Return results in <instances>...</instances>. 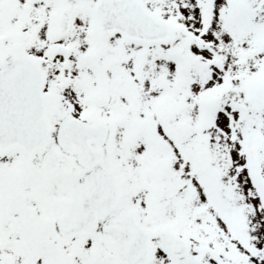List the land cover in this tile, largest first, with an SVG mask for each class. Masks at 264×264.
I'll return each instance as SVG.
<instances>
[{"label":"snow or ice","instance_id":"6c2138e0","mask_svg":"<svg viewBox=\"0 0 264 264\" xmlns=\"http://www.w3.org/2000/svg\"><path fill=\"white\" fill-rule=\"evenodd\" d=\"M0 264H264V0H0Z\"/></svg>","mask_w":264,"mask_h":264}]
</instances>
